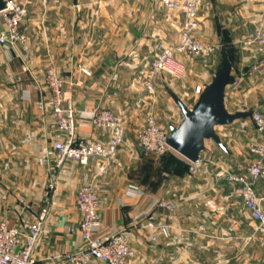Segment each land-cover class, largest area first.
I'll return each mask as SVG.
<instances>
[{"label":"crops","instance_id":"0c3cea01","mask_svg":"<svg viewBox=\"0 0 264 264\" xmlns=\"http://www.w3.org/2000/svg\"><path fill=\"white\" fill-rule=\"evenodd\" d=\"M15 1L27 12L20 27L27 43L6 48L0 55V220L16 226L19 220H32L42 207H48L35 251L36 264H68L46 258L56 250L76 252L85 246L78 232L70 229L79 222L75 199L86 184L95 187L102 201L98 236L122 232L134 251L133 264H162L164 257L182 254L184 249H242L244 225L232 210L231 193L226 190L225 181L219 182L223 179L217 169L219 165L230 170L245 167L248 154L240 145L221 150L205 141L199 161L190 171L188 161L168 151L165 154L172 162L167 165L171 168L169 176H158L136 145L135 133L150 114L156 113L159 102L168 107L169 121L179 124L182 119L178 108L169 105L162 94L165 84L161 79L157 78L150 94L145 93L142 82L155 44H172L178 39L182 23L179 8L168 9L158 0ZM200 1L207 8V15L212 8L220 9L219 3L224 10L234 11L233 16L239 17L244 29L251 30L249 35L239 30L242 40L252 36L264 14V0ZM205 15L201 14V25L206 27V33L208 29L211 44L222 43L213 28L209 30L213 24L205 20ZM197 33L198 38L202 37L201 30ZM221 56L220 49L207 63H184L190 75L186 83L177 86L176 93L183 100L192 99L187 105L197 103L199 94L194 87L209 83V71ZM47 64L54 66L63 82L64 96L79 110L75 128L80 136L101 142L109 136V131L96 128L82 109L108 108L122 115L124 140L106 172H101L98 160L87 165L66 160L60 169L55 167L52 145L61 133L53 125L44 84L43 69ZM227 87L225 106L230 112L228 96L234 89L228 92ZM40 99L43 108L37 109ZM135 152L138 158L134 157ZM180 169H186L188 174L176 177ZM51 180L52 190L48 189ZM128 185L137 186L142 194L127 195ZM257 194L263 198V188L258 187ZM167 195L173 204L170 215L158 207ZM262 205L264 208V198ZM150 212L171 226L168 238L158 236L156 243L150 240L153 233L144 227L145 214ZM245 215L248 217L246 212ZM226 218L232 224L225 230L219 223ZM258 255L255 253L254 264L263 263ZM89 264L101 263L91 260Z\"/></svg>","mask_w":264,"mask_h":264},{"label":"built area","instance_id":"2783aa9c","mask_svg":"<svg viewBox=\"0 0 264 264\" xmlns=\"http://www.w3.org/2000/svg\"><path fill=\"white\" fill-rule=\"evenodd\" d=\"M5 1L6 7L0 12V55L6 48L14 49L27 43V37L20 28L25 17L23 5L15 0ZM158 1L168 9L179 8L182 14V23L179 37L174 45L159 44L156 47L145 77V88L148 91L153 89L157 75L165 73L172 77H178L184 70L174 60V55H208L215 49L213 46L204 45L194 35V31L199 25L198 0ZM243 49H252L264 60V14L259 24L254 28L252 36L243 41ZM263 60L253 65L249 70L250 74H258L262 80H264ZM81 72L89 75L86 69H81ZM44 80L49 91L53 125L61 133L52 145L56 153L55 167L60 169L66 160L75 161L79 165H87L91 160H98L101 163V172H106L124 140L122 115L108 108L82 109L81 111L90 115L91 123L96 128L109 131V136L104 142L82 137L75 128V117L79 110L64 96L63 82L52 65L46 67ZM231 83L235 85L234 80ZM194 91L200 95L203 89L196 86ZM37 105L42 108L43 101H38ZM250 118L260 137L264 140V118L257 111H253ZM166 135L156 125L153 117L148 116L145 126L137 135V146L145 153L165 154L172 151L165 144ZM249 150L254 159L249 163L245 174L226 172L225 177L229 182L239 186L237 196L254 221L256 231L264 244V209L261 204L262 198L257 196L255 188L259 182L264 187V145H251ZM196 165L197 163H190V170H193ZM220 174L224 175V172H220ZM100 184L103 185L104 182ZM48 189H54L53 180L49 182ZM101 191L104 192L105 189ZM126 193L130 196H138L142 194V191L137 186L128 185ZM101 203L99 194L92 184L83 185L78 190L75 205L80 219L77 226L72 227L70 231H77L85 246L81 250L67 254L66 259L69 264H89L91 260L103 264H131L133 250L122 232L98 236L101 226L99 214ZM158 207L166 212L172 210V205L165 200L159 201ZM48 212V207L44 206L34 219L19 220L16 226H11L6 221L0 220V264H36L35 251L40 243ZM144 227L152 231L151 241L157 240L158 236L168 238L170 235V226L166 222L159 221L153 212L145 214Z\"/></svg>","mask_w":264,"mask_h":264},{"label":"rangeland","instance_id":"374dc122","mask_svg":"<svg viewBox=\"0 0 264 264\" xmlns=\"http://www.w3.org/2000/svg\"><path fill=\"white\" fill-rule=\"evenodd\" d=\"M197 3H198L197 4L198 5L197 6V17L199 18V25H198L197 29L194 31V35L204 45L213 46L215 48L214 51L208 55H202V54H194V55L176 54V55H174V60L177 61L183 67L184 70L182 72H180L178 77H172L168 74L161 73V74L156 76L154 83L158 79H161L162 82H164L165 85L162 89V94L164 95L165 99H167V102L169 103V105L177 108V106L174 104L171 97L169 96L168 90L172 91L176 96H178L176 93L177 91H179L177 86H179L180 84L186 83V80L188 79V76L190 74H188V72L185 70L184 63H186V64H199L200 62L207 63L208 59L212 56V54H214L217 50H220L222 48L223 44H231L232 48H231L230 56H231V62L233 64V68L231 69L230 76H231V79L232 80L234 79V81L236 83L234 85L230 81V83L227 85L228 86L227 87L228 92L232 88L234 89L233 94L230 93V96H228V97H230L229 103H228V108H229V110H231L230 112H232V113L236 112L233 110L237 109V108H240V111H251V113L253 111H257L264 118V80H262L258 74L254 75V74L249 73V70L251 69V67L253 65L258 64L259 62H262L263 59L260 58L257 54H255L252 51V49L251 50L250 49H248V50L243 49V41L244 40H242V38H241V36L243 34L240 36V33H239V30L243 29L244 33L246 35H249L251 33V30L244 29L245 27H243V25L240 24L239 17L233 16L234 11L229 12L228 10H224V8H222L223 5L221 3H219L220 9L215 8L216 9L215 10L214 8H212V10L209 11V15H207V8L205 7V5L201 4L200 0H198ZM26 13L27 12L25 11V15H26ZM202 13L206 14L205 20H208L213 24V25H211V27L209 26V30H210V28L211 29L213 28V31L216 32V37L221 38L222 43H218V41H217V42H215L214 45L211 44V42H210L211 38H210V33H209L208 29H207V33H206L205 32L206 27L201 25L202 24L201 23V21H202L201 20V14ZM225 13H227V15H225ZM180 29H181V27H180ZM199 30H201V33H202V37H200V38H198L199 36H197L198 35L197 32H199ZM245 30H246V32H245ZM179 33H180V31H179ZM252 34H253V30H252ZM213 36H214V34H213ZM250 37L248 36V38H250ZM176 42H174L172 44H164L162 42H157L155 44L154 52L151 54L150 58L148 59V68L145 72V75H144L143 81H142L144 89H145V93L150 94L154 91V88H155V86H153L152 90H150V91L146 90V88H145V77H146L147 71L149 70V63H150L151 59L153 58V56L156 52V47L159 44H162L165 46H172ZM18 47L19 46H17L16 48H18ZM221 60H222V56L219 58L217 65L209 71V76H208L209 82H210L211 78L213 77L214 72L217 70L218 66L220 65ZM48 65H52V64L45 65L43 71H45V69ZM44 82H45V80H44ZM196 86H198V85H196ZM45 87H46V92L48 94V102H49V91L47 89L46 84H45ZM195 87H194V89H195ZM204 87H202L203 90H204ZM199 96L200 95H198L196 97L197 101L199 99ZM179 98L181 99V97H179ZM181 100L186 105L192 103L191 102L192 99H190L189 101H187L186 99H184V100L181 99ZM39 101H42V99H40ZM231 101L234 102V106L231 105ZM37 102H36L37 109H42L43 107L42 108L38 107ZM195 105H196V103L194 105H187V106L188 107H194ZM154 111L156 113L150 114L149 116L153 117L156 125L164 133L169 134V126L168 125L170 124L171 126H175L178 123L176 121L175 122L169 121L170 111L168 110V107L164 103L159 102L158 108L156 107V109H154ZM145 124H146V122H145ZM145 124L139 130H137V132L135 133L136 145H138L137 135L143 129ZM215 132L220 137L222 144L226 148L229 145H240L241 150H244L248 154L246 156L248 158V160L246 161L247 163L245 165L246 168L244 167L245 169L243 168L240 170H235V169L230 170L228 168H223L220 165L217 166L218 173L224 172V175L219 174L220 177H222V179H223L222 182L221 181H219V182L223 183V181H225L227 183L226 184L227 186H225V188H226V190H229L231 193V202L233 205L232 210L236 211V214H238L241 218V225L242 226L244 225V231L245 232H243V235H242L243 240L242 241L245 244V246L242 247V249L233 250V249H230L229 247L224 248L220 245L221 247H217V246L215 247L216 251L212 250L213 249L212 248L208 251L207 250H200L198 252H192L189 249H186V250L184 249V250H182V254H178L179 252H177V255H176V253L170 254L171 258L170 257H168V258L164 257L162 264H191V262L194 264H254L255 253H259V255L257 256V259L261 258L260 260L263 262L262 264H264V244L262 243V241L260 239L259 233L256 231V225H255L254 221L251 219L248 211L243 206L242 201L237 196V191L239 189V186L237 184L229 182L228 180H226V177H225L226 172H231L234 174H245L249 163L254 159V156L250 152L249 147L251 145H264V140L260 137V134L255 129V126H254L251 118L236 120L227 126L216 127ZM206 143L211 144V145L214 144L210 140H207ZM142 153L145 154L144 155L145 162L150 165L151 169L154 170L158 176H160L161 173L164 175H167V176L170 175V173H171L170 169L171 168L168 166L172 162H171V159L168 156H166V154L159 155L156 153H145L143 151H142ZM134 157L138 158L137 152L134 153ZM188 171H190V167H189ZM184 173L188 174V172H186V169L182 170V171L180 169V171H178V175H176V177L184 176ZM258 187L263 188V190H264V187H263L262 183H260V182L256 184V187H255L256 190ZM257 196L259 198H262L258 194H257ZM164 199H165V201H168L171 205H173L171 200H170L171 198L168 195ZM262 203H263V198L261 200V204ZM262 207H263V205H262ZM245 212L247 213L248 217H246ZM165 213H168V212L165 211ZM167 215H170V213H168ZM163 216H165V215L161 214V217H163ZM25 221H28V220H25ZM219 224H220L219 226H221L223 229L226 230V227H228L229 224H232V222H231V220L228 221V219L226 218V219H222V221ZM170 228H171V226H170ZM170 231H171V229H170ZM224 232H226V231H224ZM41 238H42V236H41ZM163 239H166V238H163ZM232 240H236V239L233 238ZM158 241H159V239L157 238V240L152 241V242L156 243ZM37 247H39V246H37ZM258 247H260L259 249H261V250H258ZM36 250H37V248H36ZM69 253L70 252H63V251H57L56 250L46 259H50L51 261L52 260L53 261L54 260L67 261L66 256ZM260 253H261V256H260ZM191 254L193 255V257H191ZM134 257H135V254L133 251V257L131 259V264H133L132 260ZM178 260H179V262H178ZM67 263L69 264L68 261H67ZM99 263H101V262H99ZM101 264H103V263H101Z\"/></svg>","mask_w":264,"mask_h":264},{"label":"water","instance_id":"95a60500","mask_svg":"<svg viewBox=\"0 0 264 264\" xmlns=\"http://www.w3.org/2000/svg\"><path fill=\"white\" fill-rule=\"evenodd\" d=\"M6 7V1L0 0V12ZM231 44H223L222 60L214 72L210 82L204 87L194 107H188L172 91L168 90L174 104L177 106L181 121L176 126L169 127L165 144L177 155L195 164L199 154L205 148V141H212L219 149L225 150L215 128L227 126L236 120L251 116V111L229 112L225 106V89L231 81ZM139 152L142 150L138 148Z\"/></svg>","mask_w":264,"mask_h":264},{"label":"trees","instance_id":"16d2710c","mask_svg":"<svg viewBox=\"0 0 264 264\" xmlns=\"http://www.w3.org/2000/svg\"><path fill=\"white\" fill-rule=\"evenodd\" d=\"M231 57V56H230ZM231 81H232V79H231ZM188 167V166H187Z\"/></svg>","mask_w":264,"mask_h":264}]
</instances>
